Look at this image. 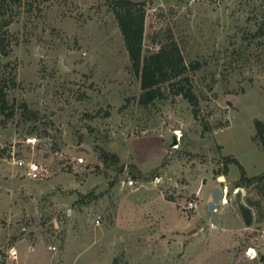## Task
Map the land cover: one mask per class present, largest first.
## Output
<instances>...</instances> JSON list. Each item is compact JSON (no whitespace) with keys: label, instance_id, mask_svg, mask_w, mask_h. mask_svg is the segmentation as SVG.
Listing matches in <instances>:
<instances>
[{"label":"rangeland","instance_id":"1","mask_svg":"<svg viewBox=\"0 0 264 264\" xmlns=\"http://www.w3.org/2000/svg\"><path fill=\"white\" fill-rule=\"evenodd\" d=\"M144 1L143 53L178 42L197 117L168 84L140 103L108 0L9 3L0 138L66 158L32 179L0 150V264H264V180L238 186V163L264 173V0Z\"/></svg>","mask_w":264,"mask_h":264},{"label":"trees","instance_id":"2","mask_svg":"<svg viewBox=\"0 0 264 264\" xmlns=\"http://www.w3.org/2000/svg\"><path fill=\"white\" fill-rule=\"evenodd\" d=\"M20 0H0V55H8L11 50L9 26L13 17L8 13L9 3ZM118 20L125 45L132 63L134 73L141 80L142 93L139 101L143 105L154 102L157 98L164 97L162 86L168 84L170 92L183 95L192 105L196 117L199 112V98L192 87L190 69L196 66L186 62L181 46L177 41L171 40L160 46L157 50L144 55V39L146 33V2L144 0H108ZM0 106L6 112L9 108L5 87L0 88ZM256 137L264 149V121L255 120ZM107 155V154H106ZM118 160V155H113ZM238 163V160H232ZM229 163V162H228ZM241 177L238 186L251 185L259 180H264V173L249 176L241 163ZM227 166L218 174H228ZM244 218L248 225L252 223V215L243 208ZM264 260V258H263Z\"/></svg>","mask_w":264,"mask_h":264},{"label":"built area","instance_id":"3","mask_svg":"<svg viewBox=\"0 0 264 264\" xmlns=\"http://www.w3.org/2000/svg\"><path fill=\"white\" fill-rule=\"evenodd\" d=\"M44 144L40 135L33 133L20 139L15 137L4 141L0 138V150L4 152L2 158L22 168V175L32 179L49 176L55 164L66 158L59 150L51 151L47 156ZM10 253L14 259L18 257L16 248H11Z\"/></svg>","mask_w":264,"mask_h":264},{"label":"water","instance_id":"4","mask_svg":"<svg viewBox=\"0 0 264 264\" xmlns=\"http://www.w3.org/2000/svg\"><path fill=\"white\" fill-rule=\"evenodd\" d=\"M211 200L208 204L209 210L214 212V209L218 207L219 203L222 200L223 189L220 185L215 186L212 191Z\"/></svg>","mask_w":264,"mask_h":264},{"label":"bare ground","instance_id":"5","mask_svg":"<svg viewBox=\"0 0 264 264\" xmlns=\"http://www.w3.org/2000/svg\"><path fill=\"white\" fill-rule=\"evenodd\" d=\"M221 179H224V176L223 175H221V177H220Z\"/></svg>","mask_w":264,"mask_h":264}]
</instances>
